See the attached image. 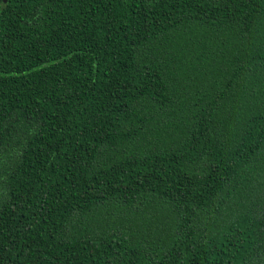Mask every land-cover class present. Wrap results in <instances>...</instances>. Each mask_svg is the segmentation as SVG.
Wrapping results in <instances>:
<instances>
[{
    "label": "trees",
    "instance_id": "16d2710c",
    "mask_svg": "<svg viewBox=\"0 0 264 264\" xmlns=\"http://www.w3.org/2000/svg\"><path fill=\"white\" fill-rule=\"evenodd\" d=\"M0 264H264V0H0Z\"/></svg>",
    "mask_w": 264,
    "mask_h": 264
}]
</instances>
